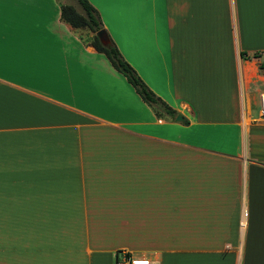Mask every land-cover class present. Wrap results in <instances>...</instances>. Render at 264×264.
<instances>
[{"label": "crops", "instance_id": "crops-1", "mask_svg": "<svg viewBox=\"0 0 264 264\" xmlns=\"http://www.w3.org/2000/svg\"><path fill=\"white\" fill-rule=\"evenodd\" d=\"M87 1L176 114L61 0H3L0 264H264V0Z\"/></svg>", "mask_w": 264, "mask_h": 264}, {"label": "trees", "instance_id": "trees-1", "mask_svg": "<svg viewBox=\"0 0 264 264\" xmlns=\"http://www.w3.org/2000/svg\"><path fill=\"white\" fill-rule=\"evenodd\" d=\"M75 1L79 10L72 4H60V18L75 29L84 27L85 29L90 30L92 32L90 35V41L94 48L104 53L112 66L126 77L128 82H130V84L134 87L135 91L146 103L151 106L153 111L158 115L164 113L173 117L176 114L175 109L156 95L142 81L133 67L122 57L112 39L108 36L107 42L102 43L99 41L94 32L102 27V23L96 9L87 0ZM240 53L243 54V52ZM119 251L120 250H117L116 253Z\"/></svg>", "mask_w": 264, "mask_h": 264}, {"label": "built area", "instance_id": "built-area-1", "mask_svg": "<svg viewBox=\"0 0 264 264\" xmlns=\"http://www.w3.org/2000/svg\"><path fill=\"white\" fill-rule=\"evenodd\" d=\"M259 116L264 118V94H260ZM118 256L113 258L109 264H151L152 260L147 257L134 256L127 250L117 252Z\"/></svg>", "mask_w": 264, "mask_h": 264}, {"label": "water", "instance_id": "water-1", "mask_svg": "<svg viewBox=\"0 0 264 264\" xmlns=\"http://www.w3.org/2000/svg\"><path fill=\"white\" fill-rule=\"evenodd\" d=\"M94 33H95V35L97 36V38L99 39L100 42L105 43V42L108 41V34H107L106 30L103 27L97 29ZM175 117L176 118H180V115L177 114Z\"/></svg>", "mask_w": 264, "mask_h": 264}, {"label": "rangeland", "instance_id": "rangeland-1", "mask_svg": "<svg viewBox=\"0 0 264 264\" xmlns=\"http://www.w3.org/2000/svg\"><path fill=\"white\" fill-rule=\"evenodd\" d=\"M62 1V3H68V4H71L72 2H74V0H61ZM73 5V4H72ZM74 6V5H73ZM76 6H77V4H76ZM77 8L79 9V7L77 6ZM78 29H80L81 31H84L85 30V28L84 27H82V28H78ZM151 260H152V262H151V264H158V261L155 259V258H151Z\"/></svg>", "mask_w": 264, "mask_h": 264}, {"label": "snow or ice", "instance_id": "snow-or-ice-1", "mask_svg": "<svg viewBox=\"0 0 264 264\" xmlns=\"http://www.w3.org/2000/svg\"><path fill=\"white\" fill-rule=\"evenodd\" d=\"M3 0H0V15H2Z\"/></svg>", "mask_w": 264, "mask_h": 264}]
</instances>
